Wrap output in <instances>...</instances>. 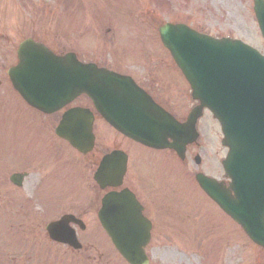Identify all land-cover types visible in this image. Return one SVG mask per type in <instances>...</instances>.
<instances>
[{
    "label": "rangeland",
    "instance_id": "1",
    "mask_svg": "<svg viewBox=\"0 0 264 264\" xmlns=\"http://www.w3.org/2000/svg\"><path fill=\"white\" fill-rule=\"evenodd\" d=\"M252 7V0H0V245L13 249L10 239L13 236L8 233L9 224L5 222L7 217L12 221L25 217L23 229L36 224L31 214V210L39 213L36 206H31L35 182L53 186L49 188L50 197L56 198L63 189L54 185L66 184L81 172L80 165L68 156L70 149H64L62 143L53 140L49 125L44 122L50 120L49 117L37 115V121H28L34 115L24 106L20 109L26 113L21 111L19 120L3 116L4 110L8 112L9 98L14 105L19 101L10 94L13 91L8 86L5 71L16 62L15 50L20 41L32 38L56 53L72 51L84 61L115 67L121 64L126 69L125 65H130L134 59L131 55L169 56L160 43L157 28L164 22H172L184 23L215 38L239 39L264 54V41ZM180 81L186 89L188 83L181 74ZM183 88L181 92L186 94ZM193 104L195 101L190 98L186 106H181V114L185 115ZM207 113L199 127L208 153L205 168L222 177L220 131L216 120L211 121ZM51 121H55V117ZM106 133L112 134L108 135L109 141H115V136L119 135L110 128ZM126 148L131 150L129 145ZM192 154L193 151L189 155ZM145 161L146 169L165 185V208L174 205L170 208L175 209L179 200L184 201L182 212H175L180 213L177 217L174 212L171 215L175 217H170L166 211V234L152 236L146 250L150 264H200L205 261L218 264L217 252L211 259L217 230L221 237L224 232L227 234L229 264H239L242 254V264H258L254 260L257 247L188 179L187 174L197 168L191 159L182 163L187 165L184 167L188 169L187 174L177 164L172 167L166 158L151 152L146 154ZM32 164L37 167L33 169ZM15 171L29 173L21 188L8 181ZM84 171L89 175L88 169ZM25 203H30V207L19 209L18 204ZM175 222L186 224L188 229L175 226L178 225ZM102 235L95 228L92 234L83 235L81 250L64 251L52 246L53 249H49L43 237L26 231L23 236L28 246L22 243L13 252L0 247V257L9 253L8 259L15 264H38L37 261L41 264H126ZM42 248L49 249L50 253Z\"/></svg>",
    "mask_w": 264,
    "mask_h": 264
},
{
    "label": "water",
    "instance_id": "2",
    "mask_svg": "<svg viewBox=\"0 0 264 264\" xmlns=\"http://www.w3.org/2000/svg\"><path fill=\"white\" fill-rule=\"evenodd\" d=\"M253 10L264 37V1L254 0ZM159 34L189 82L193 98L199 100V105L191 110L183 124L165 121L167 115L160 112L129 77L97 69L92 63H80L73 53L55 56L45 46L30 39L19 45V63L8 70V75L19 95L44 113L54 112L85 93L115 129L156 148L165 146L164 138L168 135L173 139L169 146L177 150L181 158L184 146L197 137L195 122L202 108H209L221 124L222 143L230 149L223 166L231 179L233 195L220 183L202 174H197L196 180L255 243L264 247L263 148L257 152L256 144L260 139L245 136L246 127L256 128L258 133L264 134V57L240 41L216 40L184 25L165 24L159 28ZM37 55L46 58L35 59ZM211 93L212 102L208 100ZM91 120L89 110L71 108L63 115L65 124L56 132L84 152L87 150L83 146L85 136L91 147ZM255 146L254 152L251 149ZM119 153L114 151L103 158L94 175L96 181L103 180L111 169H118L122 175L124 160L121 164L113 163ZM233 158L235 164L232 166ZM21 178V175L11 177L17 184ZM102 204L99 220L119 253L129 264H148L143 247L149 240V222L136 211L130 199H122V194L117 199L109 194ZM51 236L79 246L73 234Z\"/></svg>",
    "mask_w": 264,
    "mask_h": 264
},
{
    "label": "flooded vegetation",
    "instance_id": "3",
    "mask_svg": "<svg viewBox=\"0 0 264 264\" xmlns=\"http://www.w3.org/2000/svg\"><path fill=\"white\" fill-rule=\"evenodd\" d=\"M130 58L134 59L131 60L132 62L130 65H125L126 69L121 67V64L116 67L117 69L107 66L104 67H107L114 72L131 76L135 84L141 88L158 107H160L172 117L166 119V121H174L179 123L184 122L186 117L185 115L181 114L180 109L181 106H186L187 103H189L190 98L188 92L186 94L181 92V87L183 88V85L180 81L181 73L173 60L170 59L171 57L168 55H151L149 57L140 55L130 56ZM165 58L167 61H165ZM183 90L185 91V88H183ZM179 93H181L179 97H176V95ZM84 99V96H79L76 99V101L79 100L76 103V106H87V102L86 104L83 103ZM194 105L195 104L192 106ZM69 107L70 106L66 107L65 109ZM30 121H37V118L33 117L30 119ZM58 122L59 121H52L49 129L50 132H52L53 140L57 141L58 143H62V147L64 149H70L68 156L70 159L79 163L81 167L80 176L73 179L72 182L66 184H55L54 186L60 185V188L62 187L63 189L61 194H58L56 198L50 197V192L48 193V196L45 192H43L42 195V188L40 184H38V181L35 182L33 186L34 192L31 194V206H36V209L39 210V213L33 212L31 210V214L34 217L36 224H31V228H25L24 232L30 231L32 234L35 233L36 235L43 237L49 249L56 247V249L59 250L75 251L65 244L49 239L46 231L47 224L49 222L57 221L65 215L73 216L72 218H69V223L67 225L69 228L74 230L77 239L82 241L83 235L85 236L87 233H92L96 226L100 227L98 214L102 208V200L105 195L111 194L113 198L117 199L121 194H123V196H126L133 202L136 211L140 212L147 220L151 222V236H153L155 233H162L164 235L165 214L167 210L165 208L164 199L165 185L161 180H159V178H156L153 173H150L146 169L144 162H146V154L151 152L153 155L156 154L166 158L169 163L174 162L178 165H181L173 150L151 149L123 136L120 140L109 141L108 134H106L104 130V127L107 128L109 125L102 117L94 113L92 123V131L94 136L93 147L89 152L81 153L73 149L66 141L57 138L53 134L54 128ZM202 123L203 118L198 119L196 123L197 127L199 128ZM102 124L104 125L102 126L103 129H101ZM200 137V142H196L187 146L186 154L189 155L191 151H193V154L189 156L194 160V157L196 156L195 154L200 152L202 159H198L199 165L205 168V164L207 163V153L205 151L206 143L203 141L201 130ZM167 139L169 142H172L169 136ZM127 145L131 147V150L126 149ZM118 149L124 151L127 154V168L120 182H117L111 176H108L105 177L102 182V185H105L103 187L101 184L93 181L92 177L90 179L89 176H93V173L99 166L103 156L113 150ZM113 161L115 163L118 162L117 160ZM84 169H88L89 175L84 171ZM222 181L224 184H226L225 180ZM167 207H169V205ZM77 220L88 224L85 225L84 228H81ZM37 221H39V223H37ZM91 222H94V225L92 226L93 230H89V223ZM25 223L26 221H24L22 224ZM224 247L227 251V237L225 239ZM49 249H45V251L50 253ZM229 259L230 257L228 255L223 256L218 261V263L221 261L220 264H229ZM257 262L264 264L263 250H258ZM239 264H242V261L240 262V257Z\"/></svg>",
    "mask_w": 264,
    "mask_h": 264
}]
</instances>
